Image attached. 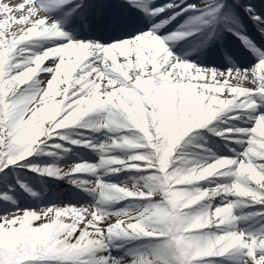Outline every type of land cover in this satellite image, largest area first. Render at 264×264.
Listing matches in <instances>:
<instances>
[{"label":"snow or ice","instance_id":"snow-or-ice-1","mask_svg":"<svg viewBox=\"0 0 264 264\" xmlns=\"http://www.w3.org/2000/svg\"><path fill=\"white\" fill-rule=\"evenodd\" d=\"M241 10L264 32V15L245 0H0V172L68 177L94 198L0 208V264H264V224H238L264 217V207L236 213L264 206V47L246 35ZM14 24L23 27L10 31ZM224 31L257 62L242 68L225 52L231 67H206L168 43L198 34L194 47L203 50L223 43ZM95 32L109 38L77 35ZM221 113L244 126H210ZM77 124L112 135L73 138L67 129ZM205 126L237 145L233 155L187 158L181 149ZM53 136L93 148L100 160L31 163ZM121 171L140 174L131 184L103 178ZM0 198L13 200L7 189ZM121 238L148 242L127 247Z\"/></svg>","mask_w":264,"mask_h":264},{"label":"rangeland","instance_id":"rangeland-1","mask_svg":"<svg viewBox=\"0 0 264 264\" xmlns=\"http://www.w3.org/2000/svg\"><path fill=\"white\" fill-rule=\"evenodd\" d=\"M225 121V120H223ZM232 123V122H230ZM230 123L226 124V127H230ZM235 124H239L240 126H244L242 121L239 120H235L234 122ZM233 124V123H232ZM86 129L83 127L81 124H77V125H73V126H69V128L67 129L68 132L71 133V136L73 138H79V136L76 135V133H85V132H90V137H93V139H89L92 140L93 143H98L100 140H104L105 139V133L106 130H100V131H95V130H89L86 131ZM209 134L205 133V132H194L193 134H191V137L189 138L190 143H187L184 145V147L181 149V151L187 153V158L190 161H195V160H199L201 158V155H206L208 154V152H206V150L208 149V147H210V145L212 144V139L210 140V137H208ZM59 137V136H58ZM60 138V137H59ZM62 139V138H60ZM79 139H84V140H88V138H84L81 137ZM221 140V139H220ZM221 145H214L216 150L218 151V153L221 154H226L228 156L233 155V153L230 151L231 147H236L237 145L232 142L231 140L226 139V141H221ZM216 144V143H215ZM218 144V143H217ZM84 146V145H82ZM198 146H203V147H198ZM87 148H90L93 150V152L90 151L91 154H95L98 156V160H100V155L98 154V152L96 150H94L91 147L85 146ZM65 148H70L71 151H67V152H72L73 148L66 146ZM204 150V151H203ZM51 154H48V153ZM55 151L52 149H37V151L31 156L28 157L27 159L29 161L33 160V158H35L36 155H40V156H50L52 154H54ZM227 156V157H228ZM34 164L40 165V166H47L49 164V160L48 159H44L42 161H32ZM31 162V163H32ZM23 163V162H21ZM11 167V171H9L8 169H5V172H0V191H3L5 189L9 190L10 194L14 193V197L13 200H4L2 198H0V208L7 206H11L13 210H15L17 207H37V208H41V207H47L49 205H53V204H61V203H66L64 202V198L63 195H68L66 192L61 190V187H54L52 181L50 180H46L45 178H42L41 176H39V173L36 171L31 170L34 174H30L27 176L28 178H22V169L23 167H17V166H10ZM26 172V171H25ZM7 173V175L5 174ZM117 173H112V174H108V175H104V179H112L114 176H116ZM140 173L138 172H130L128 174L129 177L132 176H136L139 175ZM27 175V173H26ZM91 179L90 180H95V175H90ZM106 180V181H109ZM18 182H24L26 183L33 191H35L38 195H33L32 192L27 191L24 187L23 190H21L18 186ZM11 188V190H10ZM74 193V192H73ZM73 196L75 198H77L79 201H81V204H87V203H92L93 202V196L90 195L88 192L86 194H73ZM69 197V196H66ZM15 201V202H14ZM123 203H119V205H116L115 207L120 208L122 207L124 204H127L128 201H122ZM248 205H240L237 207L238 210L243 209L246 210ZM248 209V208H247ZM4 213L0 212V215H2ZM253 221H257L256 217H254V219L251 220ZM116 243H122L125 244L127 247H132L133 245H139V243H137L136 240L131 241L130 243L124 239H117ZM114 255H118L119 253L114 251L113 252Z\"/></svg>","mask_w":264,"mask_h":264},{"label":"bare ground","instance_id":"bare-ground-1","mask_svg":"<svg viewBox=\"0 0 264 264\" xmlns=\"http://www.w3.org/2000/svg\"><path fill=\"white\" fill-rule=\"evenodd\" d=\"M2 2L4 3H13V4H19V3H22L23 0H2ZM256 10H258L256 8ZM241 18L243 19L244 23L247 25L246 29H250L251 28L249 27V25L247 24V22L245 21L244 19V12L241 10ZM244 28H245V25L243 24ZM20 27H23V25H19V24H14L10 31H17ZM57 39H60V38H57ZM170 47H171V50L176 53L177 55H186L187 58H188V53L184 50L182 51L180 46L175 44L174 42H168ZM174 43V47H172L171 45ZM222 44L226 45L227 46V43L223 42ZM264 47V46H263ZM41 49H37V51H39ZM24 55H31V53H25ZM191 55H194L193 52H191ZM231 57H233L236 61V63L242 67V68H249L251 67L253 64H250L248 61L246 62H239L237 59V57L231 55ZM48 62L46 61L44 64L41 65V68H43ZM224 65H227L228 67H231L229 61H226V62H222ZM197 65H201V64H197ZM203 66H206V67H213V66H220V64H214V65H204L202 64ZM37 75H40L41 78H43V76H47L49 75L48 73H37ZM63 87V86H62ZM229 114H226V113H221L220 115H218V117L216 118V120L214 122H210V126H213V127H217L218 129H227L225 128V125L227 124L226 122H224L223 120H226L227 119V116ZM233 124H235L234 122L235 121H231ZM208 127L209 126H206V129L208 130ZM108 135H112V133L108 132ZM59 143L63 146H67L69 145V141L68 140H63V139H60L58 136H53L52 138H50L49 140H47L45 143L42 144V147H51L52 149L56 150V152L54 154H52L50 157H45V156H37L35 157L33 160H31L30 162L32 161H39L41 159H44V158H48L52 161V164H57V165H60V166H64L65 168H68V167H71L72 165L76 164V163H79L80 161H82V159H84L86 156L82 153H78L79 151H77V149H74L73 150V153H68V152H65L63 150V147H60V148H57L55 147V145ZM75 147V146H73ZM121 155H124V152L121 153ZM82 159H78L80 157ZM213 158V157H212ZM211 159V158H209ZM85 161V160H84ZM123 173H126V171H121L119 174H123ZM117 179V182L116 183H123L119 178L120 176L117 175L115 177ZM86 179H90V177H86ZM115 179V180H116ZM62 180L66 181V182H69V178L68 177H64L62 178ZM129 184L132 183V181H128ZM202 185L204 187H207L208 186V183L209 181H204V182H201ZM231 198V197H230ZM70 202L72 203H76L77 201L74 199V198H69L68 199ZM220 202V197H216V203H219ZM261 207H264L262 205H260L259 203L258 204H253V205H250L249 209L252 210L251 213L255 212L256 210L260 209ZM243 209L241 210H238L236 209V213L240 216H244L243 215ZM253 217H256L258 218L257 221H254L252 222L250 219H252ZM238 224L241 228H249L250 226L255 229V228H258L260 225L264 224V217H261V216H251L249 218V220H240L238 221Z\"/></svg>","mask_w":264,"mask_h":264}]
</instances>
